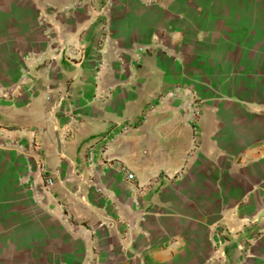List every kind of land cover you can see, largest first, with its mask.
<instances>
[{
    "label": "crops",
    "instance_id": "obj_1",
    "mask_svg": "<svg viewBox=\"0 0 264 264\" xmlns=\"http://www.w3.org/2000/svg\"><path fill=\"white\" fill-rule=\"evenodd\" d=\"M155 1L0 0V264H264V0Z\"/></svg>",
    "mask_w": 264,
    "mask_h": 264
},
{
    "label": "built area",
    "instance_id": "obj_2",
    "mask_svg": "<svg viewBox=\"0 0 264 264\" xmlns=\"http://www.w3.org/2000/svg\"><path fill=\"white\" fill-rule=\"evenodd\" d=\"M156 1L155 0H144V3L147 4V5H152L154 4ZM138 51L139 52H143L144 49L142 47L138 48ZM137 60L138 61H142V57L138 56L137 57ZM30 73H27L25 74L20 83L16 84L15 86L9 88L7 91H5L3 93V96L7 99H11V100H14L15 97H17V94H19V92L29 83V80H30ZM46 101H50V97H46ZM201 115V111L199 110L198 107H194L192 108L189 112H188V119L189 121L191 122V124H195L198 120V118L200 117ZM132 129V126L129 125V124H117L114 128V131L113 133H115L117 136H120V135H125L127 134L129 131H131ZM197 132L195 130V136H194V143L195 145H197ZM112 144V140L109 139V138H105L101 141H99L98 143H96L95 145H93L92 147H90L88 149V152H87V156H86V161H87V164L90 168L94 169L95 168V157H96V152L98 150H101L103 153L107 152L109 147L111 146ZM40 171L41 173L43 174L45 172V165L44 163H40ZM128 178L130 180L134 179V175L133 174H129L128 175ZM54 179L53 178H50V177H45L44 178V183H43V186H42V192L43 194H45L46 196H49L52 192V189H53V186H54ZM21 184L23 185H27L29 184V181L28 180H21Z\"/></svg>",
    "mask_w": 264,
    "mask_h": 264
}]
</instances>
